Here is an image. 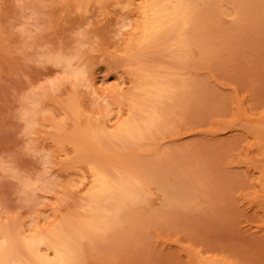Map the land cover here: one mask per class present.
I'll return each instance as SVG.
<instances>
[{"label":"rangeland","instance_id":"1","mask_svg":"<svg viewBox=\"0 0 264 264\" xmlns=\"http://www.w3.org/2000/svg\"><path fill=\"white\" fill-rule=\"evenodd\" d=\"M202 1L179 48L138 44L141 0H0V235L73 230L102 168L142 196L75 264H264V0ZM151 106L147 137L113 135Z\"/></svg>","mask_w":264,"mask_h":264},{"label":"bare ground","instance_id":"2","mask_svg":"<svg viewBox=\"0 0 264 264\" xmlns=\"http://www.w3.org/2000/svg\"><path fill=\"white\" fill-rule=\"evenodd\" d=\"M202 2L203 1L201 0V3ZM203 5L205 6L206 4ZM201 8L202 5L200 4L197 6L196 0H141L140 19L138 23H135L133 28L135 33L131 32L134 34L138 33L136 34L137 36H135L136 41L138 44L140 43V45L148 39L156 38L158 35L163 34L170 39L174 36L173 40H175L178 46L180 45L179 48H184L181 43L186 38V34L182 31L181 33L184 36L180 35L181 29H184L182 26H185L187 23L189 24V21L191 24L192 22L195 23V25L192 24L194 27L198 26L200 21H197L198 24L194 21L197 19V16L195 17V15H198V18L200 19L201 17L202 19L201 14L203 12L200 13ZM198 12L200 13V16ZM192 18L196 19L191 22V20H193ZM181 36L185 38L183 39ZM183 42L186 46V39ZM77 73L79 72L74 69V75ZM80 73L83 72L80 71ZM90 79L89 84L92 82ZM152 83L150 82L151 86H154L153 88L155 89L154 91L157 92V95H165L168 90H171L169 89L171 88L169 87L171 81L167 82L166 80L165 83ZM170 86L173 87V84ZM91 90L95 93L98 92L95 87H92ZM152 108L153 107L151 106V109ZM153 109H155L156 112L149 110L150 112H148V115L145 114L147 117H142L144 119L141 118V122H138L134 117H132L133 119L131 117H127L128 119L122 118L124 120H121V122L118 121L120 123H117L115 129L111 132H113L115 137L120 138L121 141L126 140V142L129 140L130 142H133V139H139L140 137L145 136L144 134L146 132L150 133L149 130L152 129L153 131V129L157 128L158 124H161L164 120L162 118L160 123L159 118L161 117L159 116L158 118V110L155 107ZM71 110L76 113L78 111L75 106H71ZM84 134L89 133L85 131ZM93 135L97 136L95 131L93 132ZM98 139L100 140V138ZM92 174L93 177L90 182L89 195L91 199L96 202V206L83 219L78 220L77 223L75 222L77 225L74 223L75 230H71L73 227L68 229V226L66 225V228L68 229L67 231V229H64L65 227L63 228L59 225L53 227L50 231L44 234L36 233V235L25 236V234L21 235L18 233L13 235L12 232L9 233V229L7 231V228H4L3 226L5 230L4 233L0 235V264H75L78 253L75 246L71 244L72 242L74 243L75 240V238L74 240L72 239L73 235L78 234L75 237H90L96 232V229L101 228L102 226L105 228L110 227L109 225L113 223V220L119 218V211L121 209L123 211L124 207H122V205H125V199L129 197L139 199V197L142 196L140 195L142 191L140 186L141 181L139 178V180H137L134 175L130 176L123 173L120 177L112 178L102 168H95ZM77 239L78 238H76V241ZM42 243H45L44 250H41L40 248V244ZM20 247L25 250L26 258L24 259L20 257Z\"/></svg>","mask_w":264,"mask_h":264}]
</instances>
